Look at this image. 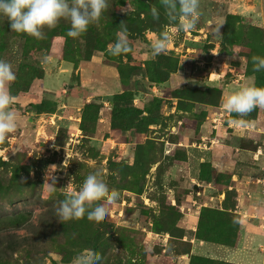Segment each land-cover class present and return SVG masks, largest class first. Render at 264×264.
I'll list each match as a JSON object with an SVG mask.
<instances>
[{
	"label": "rangeland",
	"instance_id": "rangeland-1",
	"mask_svg": "<svg viewBox=\"0 0 264 264\" xmlns=\"http://www.w3.org/2000/svg\"><path fill=\"white\" fill-rule=\"evenodd\" d=\"M198 10L193 28L176 30L161 0H107L89 25L96 33L70 38L75 64L35 37L14 33L0 15V59L15 73L3 87L18 118L16 129L0 140V213L26 215L31 231L18 230L22 235H31L50 211L56 217L37 250L0 264H71L90 251L100 254L97 264H187L184 252L197 240L198 226L211 241L199 240L210 245L204 257L224 261L216 258L219 247L235 248L253 221L264 231V108L238 116L222 107L241 86H264V69L256 71L251 59L264 57V0H199ZM110 20L115 27L107 26ZM159 20L155 31L151 25ZM210 20L219 33L213 34ZM121 25L130 50L112 55ZM161 31L172 39L153 56L149 45ZM150 59L164 82L150 80ZM126 90L134 106L152 108L149 126L113 128L112 96ZM88 103L100 108L97 115L87 113L83 132ZM91 171L118 190V200L99 221L86 215L60 220L54 210L59 201ZM227 234L231 244H219Z\"/></svg>",
	"mask_w": 264,
	"mask_h": 264
},
{
	"label": "clouds",
	"instance_id": "clouds-1",
	"mask_svg": "<svg viewBox=\"0 0 264 264\" xmlns=\"http://www.w3.org/2000/svg\"><path fill=\"white\" fill-rule=\"evenodd\" d=\"M170 27L176 30L193 28L200 15L199 0H161ZM107 7V0H0V15L8 20L11 31L23 33L35 38H42L43 29L51 28L61 19L69 23L66 31L68 37L76 38L86 32L89 25L96 21ZM154 16L157 10L152 8ZM213 34L219 33L220 25H213ZM172 39L169 31H161L150 42L153 56L165 51ZM130 50L127 29L121 25L117 38L111 45V54L119 55ZM46 59V58H45ZM253 68L256 71L264 69V57L252 56ZM15 79V73L9 62L0 59V140L17 127V114L10 107L12 96L3 85ZM249 79H252L251 77ZM222 107L228 112L243 116L254 107L264 108V86L254 83L245 84L229 93L222 99ZM239 125L242 120L231 121ZM50 165L49 169H55ZM48 183L49 191L55 187V178ZM119 198L118 190L110 189L99 171L87 173L77 189H69L64 198L59 201L55 213L60 220L80 218L84 215L89 220L99 221L107 215L108 205ZM101 256L90 251L74 256L71 264H97Z\"/></svg>",
	"mask_w": 264,
	"mask_h": 264
},
{
	"label": "trees",
	"instance_id": "trees-1",
	"mask_svg": "<svg viewBox=\"0 0 264 264\" xmlns=\"http://www.w3.org/2000/svg\"><path fill=\"white\" fill-rule=\"evenodd\" d=\"M3 18L4 19L1 20L3 21V23H5L6 18L5 17ZM156 22L157 23L151 25V28L155 31L160 29V20ZM106 24L111 28L116 26V23H114L112 20L108 21ZM69 26L70 25L66 20L61 19L57 22L55 26L51 28L45 27L42 30L43 31L42 38H35V39L40 40V44L45 45V48L51 54H53V52L58 54L57 57L60 60L67 61L71 64H75V62L71 60L69 57L70 49L73 47L70 43L71 37H68L66 35V31ZM87 31L92 34L96 33V31L89 29V27ZM146 71H147V75L149 76L150 80L153 83L159 84L165 81V77L164 78L162 77V73L158 71V67L157 65H155V61L153 59L146 61ZM41 73L43 72L42 71L40 73L37 72L33 74L31 78L32 79L35 77L40 78L42 76ZM111 103H112L111 122L114 129L127 131V130L139 129L144 124H147V126L151 124L150 119H151L152 108L146 107L144 109H140L134 106L133 94L131 90H126L114 94L112 96ZM159 103H160L159 99L157 98L154 99L153 104H159ZM99 108L100 106L97 103H88L85 105L82 115V122L80 125L81 130L83 132L87 130L85 125V119L87 118V113L93 112L94 115H97L99 112ZM35 109L38 112H42L43 110V108L40 105H36ZM137 161H139V158L137 159ZM2 164H4V161L0 158V165ZM211 212L213 213V211ZM53 214L54 211L53 210L50 211V216L43 219L41 226L35 229L31 233V235L29 234L22 235L18 233V230L25 229L31 231V228L28 227V225H26L29 222L26 215L13 214L7 216L5 214L0 213V224L4 223L5 225H11V227H6V228H2V226L0 225V261L1 260L7 261L8 259L12 258L14 255L21 253L25 250H29V249L37 250L40 245V241L43 239V236H45L44 235L45 230L52 229L53 227H55L56 217H54ZM224 226L227 227L226 224H224ZM204 236H206L207 238L210 237L208 235H204ZM194 237L197 240L211 242L209 239L204 238L203 235H201L199 226L197 228ZM187 243L189 247L188 250L184 253L189 256L188 264H208V263H218V262H220L221 264H232L225 261L210 259L204 256L194 255L191 253V244L189 242ZM219 244L225 246L230 245L231 242L229 235L227 234L226 238Z\"/></svg>",
	"mask_w": 264,
	"mask_h": 264
},
{
	"label": "crops",
	"instance_id": "crops-1",
	"mask_svg": "<svg viewBox=\"0 0 264 264\" xmlns=\"http://www.w3.org/2000/svg\"><path fill=\"white\" fill-rule=\"evenodd\" d=\"M253 202L254 198H250ZM251 208V207H250ZM252 208L254 206L252 205ZM256 226V222H252ZM250 226L246 231L242 232L239 242L235 248H228L220 246L217 251H220V257L217 259L224 260L234 264H264V231L258 228ZM252 228V229H250ZM257 232H255V229ZM209 244H205L199 240H192L191 253L194 255L204 256L209 248ZM261 248L262 253H259ZM217 254V255H219ZM208 256V255H207ZM187 264L189 263V257L187 256Z\"/></svg>",
	"mask_w": 264,
	"mask_h": 264
}]
</instances>
